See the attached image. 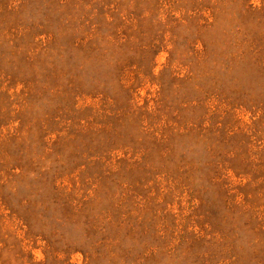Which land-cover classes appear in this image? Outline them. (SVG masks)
I'll return each mask as SVG.
<instances>
[{
  "label": "rangeland",
  "instance_id": "obj_1",
  "mask_svg": "<svg viewBox=\"0 0 264 264\" xmlns=\"http://www.w3.org/2000/svg\"><path fill=\"white\" fill-rule=\"evenodd\" d=\"M0 264H264V0H0Z\"/></svg>",
  "mask_w": 264,
  "mask_h": 264
}]
</instances>
